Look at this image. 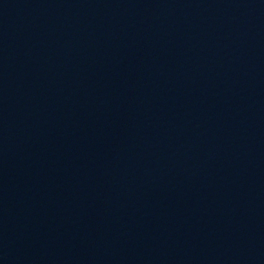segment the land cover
Instances as JSON below:
<instances>
[{"label":"water","instance_id":"1","mask_svg":"<svg viewBox=\"0 0 264 264\" xmlns=\"http://www.w3.org/2000/svg\"><path fill=\"white\" fill-rule=\"evenodd\" d=\"M0 264H264V0H0Z\"/></svg>","mask_w":264,"mask_h":264}]
</instances>
